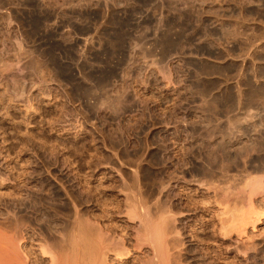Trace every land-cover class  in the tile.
Returning a JSON list of instances; mask_svg holds the SVG:
<instances>
[{
	"label": "rangeland",
	"instance_id": "obj_1",
	"mask_svg": "<svg viewBox=\"0 0 264 264\" xmlns=\"http://www.w3.org/2000/svg\"><path fill=\"white\" fill-rule=\"evenodd\" d=\"M181 3L159 25L155 0H119L107 9L100 0H49L54 50L42 47V59L32 55L22 73L0 65L1 80L18 78L0 80L1 216L15 208L26 221L30 208L59 234L63 225L42 207L65 222L79 210L107 241L119 232L131 243L122 212L141 202L175 219L179 264H264V195L252 196L258 218L251 216L254 229L247 223L243 235L236 213L245 205L238 192L223 195L227 186L242 189L247 177L264 178V0ZM9 37L1 63L13 58ZM45 52H54L53 91L41 83L49 72ZM142 250L132 264H141Z\"/></svg>",
	"mask_w": 264,
	"mask_h": 264
},
{
	"label": "bare ground",
	"instance_id": "obj_2",
	"mask_svg": "<svg viewBox=\"0 0 264 264\" xmlns=\"http://www.w3.org/2000/svg\"><path fill=\"white\" fill-rule=\"evenodd\" d=\"M83 1L86 4H88V3L91 4L93 0H83ZM94 1H95V3L99 2V0H94ZM100 1H104V4H103L104 9L109 8V5H108L109 2L111 3L112 7H116L117 3L119 2V0H100ZM261 1L262 0H258V2H261ZM155 2H158L160 4V7H161V11L159 13L160 20L158 21L159 25H161V21H162L161 18L162 17H164L165 15L170 13L172 9L174 11L180 10V8H181L180 5L182 4L181 3L182 0H155ZM48 3H49V0H0V31L2 30L1 32H4V33H2V35L0 34L1 37L3 38V41L0 40V42H2L1 43L2 48H0V49L3 50L4 52L5 51L7 52L8 51L7 49L11 48V47L9 48V46H7L6 43L4 42V40H6V37H9V36L12 37L11 42H13L12 46L15 49V50L13 49L14 53H13V51L11 52V53H13L11 55V56H13V58H11L10 61L9 60L6 61L7 60L6 59L5 63H1V62H3V59L0 58V59H2L0 61V63H1L0 65H2L3 70L5 69L4 72L5 71H7V72L18 71V72L22 73L23 70H26L25 68L22 70L23 67L21 68V66H23L24 62L27 63L28 58H30L32 55L36 54L37 57H39L41 52L43 51L42 47H43V49H44V47H46L49 52H50V50H54V48H55V5L53 4V6H49ZM118 13H119L118 9H115L114 15L116 16V15H118ZM7 41L9 42V40H7ZM1 50H0V52H2ZM46 52H45V54H46ZM53 54H54V52L46 54V60H47L46 63H47V66H49V72H48L47 79L41 80L39 78L41 80V83H43V85L47 88V90L49 89L50 91L52 89L51 87L55 84L54 83L55 82L54 81L55 80V57ZM1 55H3V54H1ZM41 56L39 58L42 59L43 56L42 57ZM1 57H3V56H1ZM7 58H9V57H7ZM44 58H43V60H44ZM33 59H34V57H33ZM41 59H38V60H41ZM43 60H41V61H43ZM32 68H30V70L32 72L37 71V70L33 71ZM0 73H2V75H4L3 72H0ZM11 73H13V72H11ZM9 75H10V73H9ZM9 75L7 77H9ZM13 75L16 76V78H17V72H16V75H15V73ZM13 75H11L9 77V79L13 78L14 77ZM7 77L5 76L4 79H2V80L0 79L2 81V83H6L3 80H7L9 82V79H5ZM21 77H23V76H21ZM37 77L38 76L36 74V78ZM10 80H12V79H10ZM13 81H14V79H13ZM21 81H22V83H24L23 82L24 80H21ZM41 83L39 81V84H41ZM12 84H15V82L14 83L12 82ZM6 86H4V89H6ZM15 86H16V84H15ZM17 87H15V88H17ZM22 87L24 88V86H22ZM22 87H20L19 89H23ZM0 88H1V86H0ZM11 88H12V86H11ZM46 88H45V90H46ZM53 88L55 89L54 86H53ZM11 90H13V88ZM14 90L12 91L13 92L12 94L15 93ZM40 90H42V88H40ZM47 90H46V94H47ZM52 91H53V89H52ZM1 92H2V88H1ZM24 92H25V90H24ZM54 92H55V90H54ZM17 93L18 94H15L13 96L15 97L17 95L18 96L20 95L19 92H17ZM44 93L45 92H43V93L41 92V95L43 94L49 98L50 95L48 96V94L52 93V92H49L47 95ZM22 94H24V93H22ZM29 94H31V93H29ZM25 95H27V94L25 93ZM18 96H17V98H20ZM20 96L22 97V95H20ZM28 96H30V95H28ZM32 96H34V94ZM53 97H55V96H53ZM25 98H26V96H25ZM9 99L11 100V98H9ZM27 100L23 99L22 101L24 103V101L27 102ZM49 100H50V98H49ZM51 100H52V98H51ZM26 102H25V104H26ZM30 102H32L31 98H30ZM28 103H29V101H28ZM28 103L26 105L31 107V105H29L30 103L29 104ZM9 104H10V102H9ZM39 106L37 105L36 108H38ZM24 107H26V106H23V109H24ZM5 108L7 109L6 106H5ZM25 109H27V108H25ZM34 111H36V109H34ZM29 112L31 114L32 111L29 110ZM27 125H28V123H27ZM243 181L244 182H243L242 189H240V190L237 189V191L235 190L236 192H234V189H233L234 186L232 185V187L227 186V188H224V193L222 192L223 195H225V197H230V198L233 194H235V193L237 194V192H238V195L240 196L241 200L243 201V202L242 201L241 202L244 203V205L246 206V207L244 206V209H241L243 207V204L241 203V205H242V207L240 208L241 210H239V212H238L239 214L236 213L239 216L236 219H239L240 222L239 221L238 222L241 225V227H240L241 230L238 229L240 234L246 233L244 231L247 229L246 225L249 221H251L250 220L251 216H254V215H251L255 211V209H254L255 206L253 204L255 201L253 202L252 196L255 195L256 193H262L264 195V178L247 177ZM207 184H209V183H207ZM214 184L212 182V183H210V186L213 185L211 187L214 188ZM51 186L53 187V185H51ZM205 186H207V185H205ZM215 187H216V185H215ZM208 188L210 189V187H208ZM27 192L31 193L29 191H27ZM214 193H216V192H214ZM54 195H55V192L53 194H51L52 197ZM225 197H223V198L227 199ZM230 198H228V199H230ZM41 199H45V198L41 197ZM134 203L136 204V202H134ZM137 203L139 204V202H137ZM225 203H226V201H225ZM232 203L234 205L235 202H232ZM135 204H133V202H132V204H130L131 206L128 205L127 208H125V211L122 212V213H124V217L131 221L130 222V224H131L130 228H131L132 234H133V238H132L131 243H129V242H127V240H125L126 237L123 238L121 236H118V235H120V234H118L119 232L116 234L117 235L116 238L115 237H114V239L110 238V241H107V238L105 239L104 232L99 227L101 225H98V224H96L98 226L94 225L97 221L93 224L87 218L88 216L86 217V215L84 213H79L78 212L79 210L78 211L74 210L75 213L73 215H74L75 221L70 220L71 221L70 222L69 219H67L69 222H65L64 218L61 219V218H59L58 215H56L57 213H55L54 209H52L51 207L46 208L45 206L42 205L43 207H45V208L42 207V209H41V210H44L43 214H45V212H46V214L49 215L51 217V219H53V221H55V220L60 221L61 225H63L60 229V232H58L59 234H56L55 232L51 231V229H49V227L48 228L46 226L44 227L40 223L36 222L37 217H35V216H37V214H36L37 212L30 211V208H29V210L26 208L27 209L26 211L28 213V216H27L28 218L25 217L26 221H21L19 219V217H18V212H19L18 210L19 209L15 210V208H13V209L11 208L10 210H6V213H4V215H2V216L6 217V219L11 223L12 227L10 228V231L7 234V233H5L6 230L4 229L5 230L4 231L3 228L0 226V264H132L134 262V254L137 253L138 251H140L141 249H143L144 250L143 253H145V256L144 257L142 256L143 259L141 258V260H142L141 264H179V261H180V260L178 261L179 255L176 256V252L174 249L175 248L174 246L176 245V244H174V243H176L175 238H177L176 233H179V232H177V230L175 231L176 228H174V225H173L174 223L172 224V222H174L175 219L173 221H171L172 219H170V220L168 219V218H170L169 216H165L164 217L165 219H164L162 216L163 214H161V213L154 215V214H152V211L149 208L145 207V205L142 207L141 202L139 204L140 206L139 205L137 206ZM219 204L221 205L220 201H219ZM216 205H217V203H216ZM228 205H229V203H228ZM224 206H225V204H223V208H222L223 212L225 211ZM19 207H20V205H19ZM232 208L230 211H232ZM233 210H235V205H234ZM232 212H230V213H232ZM27 213H25V214H27ZM226 213L229 214V212H226ZM223 215H225V214H222V215L220 214L221 217ZM2 216L0 214V219L5 218V217L3 218ZM45 216L46 215H44L43 217H45ZM228 216H230V215H228ZM256 216H258V215H256ZM216 217H217V215H216ZM221 217H219V218H221ZM224 218L227 219L226 217H224ZM234 218L235 217H233V219ZM254 218H258V217L254 216ZM47 219H48V216H47ZM230 219H231V217H230ZM43 220H42V223L44 224L45 221L43 222ZM219 220H220L219 223L221 224L222 223L221 219H219ZM254 221L258 222V219H254ZM228 222H230V221H228ZM228 222H226V223H228ZM234 222H232L233 225L235 224ZM0 223H2V222H0ZM48 223H49V221H48ZM56 223H58V222H56ZM239 223H237V224L239 225ZM250 223H248V224H250ZM124 224L126 225V223H124ZM222 225H223V223L221 224V226ZM228 225H230V224L228 223ZM254 225L255 224L253 223L250 227H252V226L254 227ZM232 226H231V228H229L230 230L233 228ZM235 226H234V230H235ZM239 226H237V228H239ZM219 228H221V227H219ZM227 228H228V226H227ZM223 229H225V228H223ZM174 231H175V234H173ZM238 234H237V236H238ZM243 234H241V235H243ZM224 236H226L225 231H224ZM234 239H236V238H234ZM34 241H36V242L34 243ZM236 241H238V239ZM247 245H250V244H247ZM236 247H237V245H236ZM237 249H238V247H237ZM245 249L248 250L249 248H245ZM176 250H177V248H176ZM239 251H241V250L238 249L237 252H239ZM177 253H178V251H177ZM140 255H142V253ZM136 259H137V257H136Z\"/></svg>",
	"mask_w": 264,
	"mask_h": 264
}]
</instances>
